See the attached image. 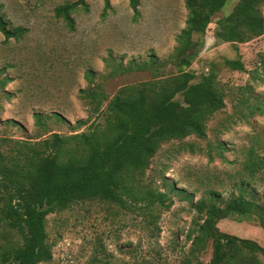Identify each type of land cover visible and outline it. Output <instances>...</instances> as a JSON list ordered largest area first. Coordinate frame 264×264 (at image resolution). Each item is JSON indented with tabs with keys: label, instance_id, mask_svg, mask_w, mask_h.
<instances>
[{
	"label": "trees",
	"instance_id": "1",
	"mask_svg": "<svg viewBox=\"0 0 264 264\" xmlns=\"http://www.w3.org/2000/svg\"><path fill=\"white\" fill-rule=\"evenodd\" d=\"M227 1L183 0V28L175 36L172 52L163 59L150 55L123 65L108 56L104 60L110 69L107 74L85 69L86 86L78 91V98L85 102L88 114L69 125L71 134L46 130L45 121L50 117L64 122L59 113L52 112L32 115L34 125L43 129L37 141L0 135V264L49 262L50 215L89 203L119 222L133 216L147 229H155L160 214L172 204V195L188 200L193 212L184 235L188 245L181 264H264V245L218 228L222 220L248 216L264 232V188L259 193L254 188L264 185V139L260 132L252 133L247 145L232 150L234 158L227 160L225 144L208 139L207 123L224 110L232 91L217 79L215 66L198 75L190 69L213 23V37L229 44L236 55L225 58L223 67L244 72L238 45L264 35V0H235L227 15L215 17ZM127 2L135 22L140 0ZM1 7L2 42L21 39L27 29L12 26ZM87 10L86 0L64 1L52 9V17L74 32V13ZM110 10V0H103L101 16ZM132 70L148 72L150 79L106 92L109 78ZM2 73L0 69V94L8 97L4 87L9 79ZM239 91L235 105L244 110V119L264 116V97L245 96L251 93L247 86ZM226 118L220 121L218 134L228 129L229 120H240V116ZM2 125L21 129L12 119ZM190 137L205 142V148L188 141ZM173 142L179 143L178 151L202 153L207 162L216 157L231 167L222 172L198 171L195 183L189 182L186 188L163 182L165 191L160 190L147 171L162 148ZM196 193L200 196L192 201Z\"/></svg>",
	"mask_w": 264,
	"mask_h": 264
},
{
	"label": "rangeland",
	"instance_id": "2",
	"mask_svg": "<svg viewBox=\"0 0 264 264\" xmlns=\"http://www.w3.org/2000/svg\"><path fill=\"white\" fill-rule=\"evenodd\" d=\"M64 1L74 0H0L2 13L11 25L27 29L21 39L9 40L7 44L2 42L0 34V69L9 79L4 87L8 97L0 94L1 136L37 141L43 129L34 125L32 115L48 116L52 112L59 113L64 122H55L50 117L45 121L46 130L71 134L69 125L88 114L85 102L78 98V91L86 86L84 70L107 74L110 69L104 60L108 56L123 65L131 60H145L150 55L165 58L175 46V36L183 28L186 15L183 0H140L139 18L133 22L127 0H110L111 10L105 17L101 16L103 0H86L87 12L74 13L75 31L68 32L52 17V9ZM234 4L235 0H228L215 17L227 15ZM261 11L264 16V6ZM213 28L211 23L190 69L198 75L215 66L217 79L232 91L225 99L224 110L207 123L208 139L224 143L227 150L224 154L230 161L234 158L232 150L246 146L252 133L260 132L264 139V116L245 120L244 110L235 105L239 90L245 86L251 90L245 96L264 97V35L238 45L244 72L230 71L222 62L225 58L234 59L235 52L229 44L213 37ZM149 79L148 72L132 70L113 75L105 82V89L112 93L121 85ZM238 116L240 120H236ZM226 117L235 118L236 123L229 120L228 129L218 134L220 121ZM7 119L16 121L21 129L2 125ZM187 140L205 148L203 141L192 137ZM178 144L164 146L147 171L160 190L165 191L163 182L171 181L177 188H186L205 169L222 172L231 167L216 157L207 162L202 153L178 151ZM254 188L259 193L264 185ZM199 196L196 193L192 201ZM170 199L172 204L160 214L155 229H147L133 216L120 218L119 222L100 206L89 203L50 215L47 230L52 244L51 260L45 264H181L188 245L184 235L193 212L188 200L174 195ZM218 228L223 233L264 245V232L252 217L233 216L220 221ZM207 259L205 256L204 261Z\"/></svg>",
	"mask_w": 264,
	"mask_h": 264
}]
</instances>
